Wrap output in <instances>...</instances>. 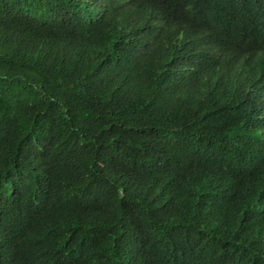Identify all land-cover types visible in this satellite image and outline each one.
Instances as JSON below:
<instances>
[{
    "label": "trees",
    "instance_id": "16d2710c",
    "mask_svg": "<svg viewBox=\"0 0 264 264\" xmlns=\"http://www.w3.org/2000/svg\"><path fill=\"white\" fill-rule=\"evenodd\" d=\"M141 1L0 0V264H264V0Z\"/></svg>",
    "mask_w": 264,
    "mask_h": 264
},
{
    "label": "clouds",
    "instance_id": "9594fccd",
    "mask_svg": "<svg viewBox=\"0 0 264 264\" xmlns=\"http://www.w3.org/2000/svg\"><path fill=\"white\" fill-rule=\"evenodd\" d=\"M143 1H146V0H142L141 2ZM152 2L156 3L157 6L151 7V2L146 6V8L144 9V11H146L144 15L145 18L142 19L141 25L138 28L142 27L146 22L149 21L150 18H151V21L148 24L147 28H149L152 24H155L161 28L162 27L172 28L174 26L172 25L173 21H182L183 24H186V25H190L191 23L192 24L196 23L195 21H193V19L189 15L187 16L185 14V17H188L191 22L190 21L187 22L186 18L179 13L178 14L171 13L167 8H165L161 4H158L156 1H152ZM206 36L209 39V46L212 49L216 48L218 45L217 42L210 35L206 34ZM257 45L258 46L256 47L249 48L247 45H242L239 43H231V45H229V49H225L224 47L222 48L217 47V52L221 53L223 56L217 57L216 59L217 68L214 74L216 76H222L226 74H230V75L235 74L236 75L235 79H237V77L240 76L239 74L242 71H240L237 66L228 65V63L230 61H244V58L240 57V55L241 54L250 55L251 51H257V55L253 60L257 59V61H259L262 65H264V42L259 43ZM224 49L229 50V52H224L223 51ZM231 51H234L237 54ZM256 99H258L257 111L258 113H260L261 111L264 110V96H262L261 94H258Z\"/></svg>",
    "mask_w": 264,
    "mask_h": 264
}]
</instances>
